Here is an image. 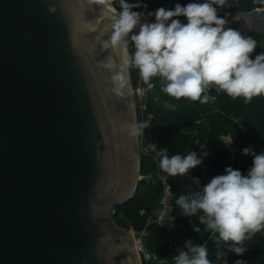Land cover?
<instances>
[{
  "label": "water",
  "instance_id": "1",
  "mask_svg": "<svg viewBox=\"0 0 264 264\" xmlns=\"http://www.w3.org/2000/svg\"><path fill=\"white\" fill-rule=\"evenodd\" d=\"M117 16L90 0H0V264H139L113 221L141 178L129 72L122 96L111 79L126 49L99 44Z\"/></svg>",
  "mask_w": 264,
  "mask_h": 264
},
{
  "label": "clouds",
  "instance_id": "2",
  "mask_svg": "<svg viewBox=\"0 0 264 264\" xmlns=\"http://www.w3.org/2000/svg\"><path fill=\"white\" fill-rule=\"evenodd\" d=\"M90 2L109 6L114 0ZM118 3L119 15L112 22L108 39L100 40L101 50L126 49L129 34L137 27L139 32L130 37L134 53L122 60L119 70L112 71L113 91L117 95L124 94L129 68L138 69L140 79L148 88L153 87V78H160L161 91L176 100L183 98L207 103L210 97L205 93L210 87L233 99L243 97L245 104L264 95V53L251 59L256 41L238 30L226 28L228 22L218 16L217 7L213 5L230 7L227 0H205L185 6L177 3L174 9L167 10L161 7L148 13L154 15L153 23H141L144 13L133 11L147 7L139 0L136 3L118 0ZM49 11L54 12L55 7H50ZM180 16L186 17V24L175 19ZM100 64L113 69L109 63ZM164 106L176 108L167 103ZM124 127L129 129L130 136L137 137L143 136L149 123H132ZM149 146L160 158L159 167L166 178L183 176L202 163V157L198 158L194 151L184 156H169L167 149H158L154 144ZM242 154L254 156L247 176L227 167L226 174L213 177L203 187H200L199 179H195L196 190L190 188L175 201L185 216H198L204 231L211 234L210 238L217 245V260L224 256L219 250L221 244L228 245V251L237 256L243 255L247 251L245 242L264 229V153L255 154L249 147L244 148ZM193 231L200 233L201 229L193 226ZM184 248L186 250L179 249L178 255L173 257L174 264H213L205 245L189 240ZM235 264L244 262L237 260Z\"/></svg>",
  "mask_w": 264,
  "mask_h": 264
},
{
  "label": "trees",
  "instance_id": "3",
  "mask_svg": "<svg viewBox=\"0 0 264 264\" xmlns=\"http://www.w3.org/2000/svg\"><path fill=\"white\" fill-rule=\"evenodd\" d=\"M193 1L163 0L162 7L166 10L174 9L177 3L185 6L188 3H193ZM200 1L205 2V0ZM126 2L136 3L138 0H126ZM139 2L147 7L134 8L133 11L143 12L144 18L155 20L154 15H148L149 12L154 13L155 9L149 6L147 0H139ZM227 3L231 5L240 3L245 11H251L254 6V0H227ZM111 5L120 11L118 0H114ZM213 6L217 7L216 5ZM217 13L218 16L223 18L222 8H217ZM184 18L187 21L186 17ZM257 38L259 46L250 54V58L253 60L257 55L264 53V45L261 43L264 36L259 34ZM133 50L134 45L130 41L127 47V56L134 53ZM128 72L130 85L135 88L142 82L139 71L135 68H129ZM208 93L214 97L215 105L220 111L228 115L239 116L246 126L245 132L235 129L230 133L232 146L235 148L234 157H231L229 148L220 139L212 140L210 146L200 147L201 143L204 142V137L193 133L200 115L187 99L176 100L167 95L159 111L155 110L153 98L144 102L145 108L142 110V114L144 117H149L147 130L150 138L143 143L147 150L141 151L139 155V174L141 178L138 180L133 198L115 206L114 218L119 226L126 229L135 232L144 229L146 232L145 247L161 257H168L172 253L168 231L164 225L147 220L148 215L158 205V199L162 191L161 177L165 178L172 190L171 202L174 215L172 226L174 231L186 240H194L198 233L193 231V226H198L202 230L204 225L199 224L198 216H185L181 208L175 203L176 199L181 194H187L190 188L196 190L197 186L193 183L195 179H199L200 187H203L213 177L226 174L225 169L227 167L236 170L241 164V159L249 156L242 154L244 148L250 147L252 151L264 150V95L254 97L251 103L245 104L243 97L233 99L226 93H217L215 87H210ZM165 103L176 105L175 110L165 108ZM136 112L138 121H140L141 112L138 103L136 104ZM150 144L156 145L158 149H167L169 156L174 154L184 156L187 149L196 150L201 148L205 169L193 168L183 176L166 178V174L159 167L160 158L152 151ZM205 153L207 155H204ZM141 210H144L145 213L140 214ZM258 245H264V229L251 235L244 246L248 248ZM222 251L230 252L228 251V245L222 246Z\"/></svg>",
  "mask_w": 264,
  "mask_h": 264
},
{
  "label": "crops",
  "instance_id": "4",
  "mask_svg": "<svg viewBox=\"0 0 264 264\" xmlns=\"http://www.w3.org/2000/svg\"><path fill=\"white\" fill-rule=\"evenodd\" d=\"M147 2L152 9L156 10L162 7L163 0H147ZM155 2L157 5L156 8H154ZM227 4L230 5V7H221L223 10V18L229 19L231 23H240L243 26L245 37L253 38L257 43L256 47H258V35L260 34L264 36V12H256L254 11V8H264V0H254L253 10L251 11L243 10L240 3H238L237 5H231L229 3ZM232 16H237V18L233 19L231 18ZM182 18L184 17L180 16L176 19ZM184 21L185 23H187L185 18ZM261 43L262 45H264V40H262ZM152 82L154 84L152 92L154 107L156 111H159L166 99L167 94L161 91L162 84L160 78H153ZM205 94H207L210 99L207 103L204 104L200 103L199 101H191L187 99L189 104L194 109H196L200 115L199 119L197 120L196 129L193 131V133L200 134L204 137V142L200 145L201 148L205 145L210 146L212 140L214 139H220L223 141L224 138L230 136L232 130L238 129L243 132L246 131V126L243 124L242 119L239 116L233 114L228 115L220 111L215 105L214 97L209 93ZM137 138L139 141V136H137ZM148 138H150V134L146 128L143 136H140L141 151L147 150V147H145L143 143ZM201 148L196 150L199 151L200 155L203 157ZM193 150L194 149H187L185 153H190ZM229 153L231 157H234L235 148L232 145L231 147H229ZM253 153H264V150L253 151ZM253 159L254 156L252 154H249L248 157L241 159V164L236 168V170L241 171L242 175L247 176L249 170L252 167ZM139 176L141 177L140 174ZM162 225H164L168 231L170 248L172 249L171 255L166 258H168L170 262L174 263L173 257L175 255H178L179 249L186 250L184 246L186 241L189 240L184 239L178 233H176V231H174L172 221L165 219ZM210 235L211 234L209 232H205L203 228L201 232L198 233V236L194 240L190 241H192L193 244L205 245L209 252V259L213 261V264H224L225 261L227 262V264H235L237 260L244 262V264H264V245L248 247L246 248L247 251L243 255L237 256L232 252L222 251V246H224L225 244H221L219 250L224 253V256L221 257V259L217 260V245L215 241L210 238Z\"/></svg>",
  "mask_w": 264,
  "mask_h": 264
},
{
  "label": "built area",
  "instance_id": "5",
  "mask_svg": "<svg viewBox=\"0 0 264 264\" xmlns=\"http://www.w3.org/2000/svg\"><path fill=\"white\" fill-rule=\"evenodd\" d=\"M218 8H221L218 6ZM253 10V9H252ZM254 11L256 12H264V8H254ZM230 18V17H229ZM231 18L235 19L237 16H232ZM141 80V79H140ZM153 84V82L151 81ZM131 87V85H130ZM153 87L148 88L147 85H145L142 82H140L135 88L131 87V92H133L135 98L137 99L138 106L141 112V119L138 121L140 122H148L149 123V117H144L142 114V110L145 108L144 102L147 99L153 98ZM209 90V89H208ZM208 90L206 93H208ZM146 130V129H145ZM144 130V132H145ZM223 143L226 147H231L232 145V139L230 136H227L226 138L223 139ZM196 152L198 158H201L202 156L200 155L199 151L193 150ZM186 153L185 155H187ZM196 168H199L201 170L205 169V163H204V158L202 157V163L197 166ZM162 191L160 193L159 199H158V205L157 207L152 211L150 215H148L147 220L148 221H153L159 225H162L164 223L165 219H168L169 221H173L174 215L172 211V190L169 185V183L165 180V178L162 176ZM145 211L141 210L140 214H144ZM129 231L132 233L135 245H136V250H137V255L141 261L142 264H174L168 260L166 257H161L155 254L154 252L148 250L145 245H144V239H145V230L142 229L138 232H135L131 229Z\"/></svg>",
  "mask_w": 264,
  "mask_h": 264
},
{
  "label": "rangeland",
  "instance_id": "6",
  "mask_svg": "<svg viewBox=\"0 0 264 264\" xmlns=\"http://www.w3.org/2000/svg\"><path fill=\"white\" fill-rule=\"evenodd\" d=\"M156 2H155V5H154V8H156ZM144 19V18H143ZM152 20V19H151ZM127 51V50H126ZM135 51V49L133 50V52ZM130 83V82H129ZM131 95H132V102H133V110H134V116H135V123H138V117H137V112H136V102H137V99L135 98V96H134V94H133V92L131 93ZM137 142H138V150H139V153H141V150H140V147H141V139H140V136H139V141H138V138H137ZM113 221H114V223L117 225V226H119L117 223H116V219L115 218H113ZM120 227V229H123V230H126V231H129V229H126V228H124V227H121V226H119ZM138 263L139 264H142L141 263V261L139 260V258H138Z\"/></svg>",
  "mask_w": 264,
  "mask_h": 264
},
{
  "label": "bare ground",
  "instance_id": "7",
  "mask_svg": "<svg viewBox=\"0 0 264 264\" xmlns=\"http://www.w3.org/2000/svg\"><path fill=\"white\" fill-rule=\"evenodd\" d=\"M109 8H110L111 10H113L117 15H119V11L116 10L112 5H109ZM145 22H147V23H153V22H155V21H152V20L149 19V18H144V19H142L141 23H145ZM138 32H139V29H137V28L133 29V32L130 33V34H129V37L127 38V39L129 40V42H130V37H131V35H133V34H138ZM126 50H127V48H126ZM126 56H127V51H126ZM130 89H131V87H130ZM131 93H132V92H131ZM131 96H132V95H131ZM132 103H133V102H132ZM134 117H135V116H134ZM136 148L138 149L137 137H136ZM138 152H139V150H138ZM136 177H138V174L136 175Z\"/></svg>",
  "mask_w": 264,
  "mask_h": 264
}]
</instances>
